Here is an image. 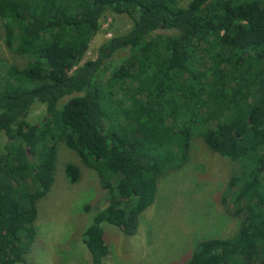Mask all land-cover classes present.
Instances as JSON below:
<instances>
[{"label": "trees", "instance_id": "trees-1", "mask_svg": "<svg viewBox=\"0 0 264 264\" xmlns=\"http://www.w3.org/2000/svg\"><path fill=\"white\" fill-rule=\"evenodd\" d=\"M107 13L131 28L80 65ZM0 26L22 61L0 58V264H31L59 143L79 163L65 164L68 183L82 167L106 192L82 233L102 264L100 225L134 236L160 180L190 162L195 137L234 166L222 201L237 226L202 239L184 264H264V0H0ZM36 104L45 116L27 123Z\"/></svg>", "mask_w": 264, "mask_h": 264}, {"label": "rangeland", "instance_id": "rangeland-1", "mask_svg": "<svg viewBox=\"0 0 264 264\" xmlns=\"http://www.w3.org/2000/svg\"><path fill=\"white\" fill-rule=\"evenodd\" d=\"M131 26V19L107 13L80 65L93 60L105 40L126 33ZM126 55L120 52L113 56L104 73L105 80ZM0 58L22 62L5 47L1 26ZM66 101L61 100L59 107ZM44 116V106L36 104L26 116V122L34 124ZM6 143L7 138L0 135V154ZM192 147L188 165L170 171L160 180L156 200L141 215L134 236L128 237L107 223L100 225L108 244V255L102 264H184L202 239L235 233L233 207L222 201L234 166L210 151L199 137L194 138ZM57 150L54 183L37 204V235L25 259L31 264H92L82 233L108 205L106 192L95 173L82 167L81 178L68 183L65 164L79 163L63 143L58 144Z\"/></svg>", "mask_w": 264, "mask_h": 264}]
</instances>
